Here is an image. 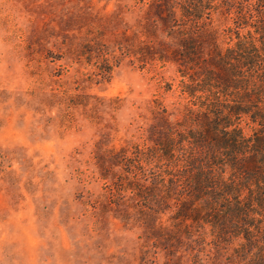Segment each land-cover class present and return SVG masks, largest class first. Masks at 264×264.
Returning a JSON list of instances; mask_svg holds the SVG:
<instances>
[{"label": "rangeland", "instance_id": "obj_1", "mask_svg": "<svg viewBox=\"0 0 264 264\" xmlns=\"http://www.w3.org/2000/svg\"><path fill=\"white\" fill-rule=\"evenodd\" d=\"M149 4L0 0V264L264 258V209L247 250L242 235L219 243L210 224L178 218L187 189L167 191L176 167L150 155V137L194 124L181 122L177 64L138 48L169 38Z\"/></svg>", "mask_w": 264, "mask_h": 264}, {"label": "trees", "instance_id": "obj_2", "mask_svg": "<svg viewBox=\"0 0 264 264\" xmlns=\"http://www.w3.org/2000/svg\"><path fill=\"white\" fill-rule=\"evenodd\" d=\"M152 6L169 38L138 48L177 64L187 111L181 122L194 125L171 138L153 133L150 155L176 167L167 191L179 180L187 189L178 218L210 224L219 243L242 235L244 249H254L253 212L264 209V0H150ZM219 16L233 21L232 31H218Z\"/></svg>", "mask_w": 264, "mask_h": 264}]
</instances>
